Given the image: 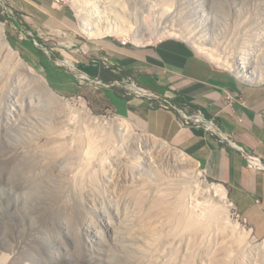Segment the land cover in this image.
Listing matches in <instances>:
<instances>
[{
    "label": "rangeland",
    "instance_id": "374dc122",
    "mask_svg": "<svg viewBox=\"0 0 264 264\" xmlns=\"http://www.w3.org/2000/svg\"><path fill=\"white\" fill-rule=\"evenodd\" d=\"M44 2L50 9L63 8L70 16L63 30H57L53 22L47 21L40 9L27 7L25 0H0V23L5 36L7 39L12 36L19 44L18 49L13 48L72 105L80 106L85 100L93 115L123 119L138 134L156 137L143 128L135 115L98 106L107 93L95 87L99 79L94 77L95 68L112 65L109 58L103 57L102 50L96 49L99 43L114 41L148 47L173 38L191 45L226 70L231 69V60L246 55L251 71L264 77V0ZM77 7L86 12L97 8L101 15L110 14L111 27L120 33L111 31L102 36H89L81 27ZM14 16L23 29L12 21ZM30 25L33 29L28 32ZM165 27L171 32L163 34ZM139 35L143 37L142 43L138 41ZM34 36L48 45L41 44ZM200 45L210 47L213 53L202 51L198 48ZM93 56H98L100 61L85 62ZM0 57V264H264V240L257 236L236 206L225 212L230 223L236 225L231 231L223 223L222 206L190 186L188 207L199 225L185 236L187 249L179 241L175 244L166 236V218L155 220L147 208L154 191H164V182L154 179V175L158 176L156 171L164 174L163 170L153 162L152 166H142L144 169L135 174L137 177L131 175L128 182H123L113 172L117 168L114 158L120 154L133 156L124 146L120 148L123 141H115L120 145L117 150L111 142L109 146L99 139L105 145L97 140L89 150L84 142L85 131L81 126L78 129L74 126L78 121L76 113L66 114L40 83L22 68L13 66L4 57L1 41ZM238 80L242 84L253 83L239 77ZM127 81H120L114 87L125 95L142 98V91L137 89L141 86L132 76ZM144 89L154 95L150 102L159 106L168 104L169 97ZM93 133L98 135L96 131ZM190 159L191 170L199 165L200 179L222 184L227 189L223 183L212 180L198 161ZM134 161L130 157L126 165L132 167ZM172 174L176 192H184L187 183L177 178L180 173ZM74 178L85 179L86 186L80 203L77 202L79 205L71 202L66 205L64 200L71 197L74 201L77 194L71 193L68 187L62 191L59 186ZM140 196L146 199L145 203H139ZM248 231H251L250 238L246 237Z\"/></svg>",
    "mask_w": 264,
    "mask_h": 264
},
{
    "label": "crops",
    "instance_id": "0c3cea01",
    "mask_svg": "<svg viewBox=\"0 0 264 264\" xmlns=\"http://www.w3.org/2000/svg\"><path fill=\"white\" fill-rule=\"evenodd\" d=\"M25 1L59 31L71 19L63 8L50 9L44 0ZM12 21L23 29L16 16ZM96 49L112 63L109 68L95 66V87L107 93L98 106L135 115L147 132L198 161L212 180L227 187L239 214L264 240V170L250 168L247 160L249 152L264 161V82L242 84L231 70L173 38L148 47L104 41ZM97 57L84 61L94 64L100 61ZM131 76L138 84L165 90L162 96L178 99L179 105L161 107L148 97L135 98L114 87ZM185 115L192 117L190 122Z\"/></svg>",
    "mask_w": 264,
    "mask_h": 264
},
{
    "label": "bare ground",
    "instance_id": "6f19581e",
    "mask_svg": "<svg viewBox=\"0 0 264 264\" xmlns=\"http://www.w3.org/2000/svg\"><path fill=\"white\" fill-rule=\"evenodd\" d=\"M87 9H89V8H87ZM77 12L80 16L81 27L84 30V32L89 34V36H98V35L102 36L106 33L111 32V31L112 32H119L118 30L115 29L116 27H114V26L111 27V24H110L109 19H108L110 17L112 18V16L110 14H109V16H107V14L101 15L97 8L96 9H94V8L89 9L86 12L81 7H77ZM103 19H104V21H103ZM116 19H117V17H116ZM113 24H114V22H113ZM169 31L171 32L170 28L165 27V29L162 31V33L166 34ZM138 38H139L138 41L140 43H142L143 42L142 35H139ZM0 41H1V48L3 50L4 57L6 59H8L9 61H11L13 63V66L20 68V69L22 68L28 76H31L32 78H34L37 81L36 83H40V85L42 86L41 88H43V90L47 91L50 96L54 97V99L59 104L60 108H62L66 112V114L67 113H74V114L76 113V115L78 116V121H77V123H74V126L77 129L79 128V126H81L82 129L85 131L86 140L84 142H86V144H87L86 147L89 150L98 141L101 142V144H102V141H100L99 139L106 141L107 144H109V142H111L112 143L111 145L116 146L117 150H119L120 145L118 144L119 142H117V145H116L115 141L117 139H118V141H123V143L121 144L122 147H120V148L123 149V146H124V149L125 150L127 149L133 155V156L124 157L122 154H120L118 157L114 158L113 162L117 166V168L114 166L116 169L113 172H115V174H117L119 177H121V180L123 182H125V183L128 182L129 177L131 175L134 177H137L135 174L137 172L142 173V170L144 169V168H142V166H148V165L152 166L153 162H154V164H156L157 167H159L160 169L163 170L162 172H164V174H160V170L156 171V172H158V174H157L158 176L154 175V179L155 180H162V182H164L163 185H165V186L162 188V189H164V191L160 192L159 190H157V191L155 190L154 192H156V193L154 194V196L152 198L148 199L149 201H148L147 208L152 213L150 215L151 216L153 215L155 220H157L159 217L160 218H163V217L166 218L165 226L168 228L166 231L167 232L166 236L169 237L174 243L179 241L181 243L180 245L184 244V248L187 249V244H186L187 240L185 239L186 238L185 236L188 235V231L191 228L197 227L199 225V222L192 216V213H190V210L188 207V200H189L188 199L189 198L188 188H189V186L195 188L197 191L196 193H202L203 196H207L209 198H212L217 203H219L222 206V210H223L222 211L223 212V216H222L223 223L226 224V226L231 231H234L236 225H232L229 221L228 214L227 213L225 214L226 211L229 212L233 207H235L234 203H232L231 200H229V198H228V190L222 184L210 183L206 179H200V178H202V173L198 168L199 165H197L194 170H191L190 165L193 161L190 159V157L184 151L180 150L179 148L170 146L166 141H163L157 137H153L151 135L138 134L137 132H135V129L132 127V124H130L129 122H127L123 119H120V118L111 119V118L104 117V116L93 115L92 112L90 111V109L87 107L85 100L81 101L80 106L72 105L70 103V101L66 100L65 98H63L59 94L55 93V91L51 90L48 87L47 82H45L46 81L45 78L43 76L37 74V72L34 70V68L31 67L22 58L20 53L17 50H15L9 44V42H7L6 36L4 33V27H3L2 23H0ZM198 48L202 49V51L207 52L209 54L213 53V50L210 47H204V46L200 45V46H198ZM249 64H250V61L248 60V57H246V55H242V57L238 58V60L236 58L231 60V64H230L231 69L230 70L231 71L233 70L237 74V76L239 78H241L242 80H245L248 82H253V83L263 81L264 77L260 76L259 74L255 73L254 71H251ZM23 70H22V72H23ZM93 131L94 132L96 131V133H98V135L93 133ZM93 134H95V135H93ZM49 139H51V138H49ZM125 143H127V144H125ZM102 145H105V144H102ZM109 146H110V144H109ZM79 149H81V148H79ZM96 149H97V147H96ZM96 149H93L92 151H94ZM83 150L84 149H82V151ZM68 152H69V150H68ZM61 153H63V152H61ZM58 154H60V153H58ZM88 154H89V152H88ZM89 156H90V154H89ZM130 157H132L135 160L134 161L135 163L133 164V166L131 165L132 167H130L129 165L128 166L126 165L129 162ZM151 163H152V165H151ZM74 172L75 171H73V174H74ZM83 172H84V170H83ZM172 172L180 173V176L177 175V178L182 180L184 183L185 182L187 183L186 185H184L185 189L183 191L185 193L184 192H181V193L176 192L177 186L173 182ZM81 173H82V171H81ZM71 174H72V171H71ZM80 175L83 176L82 174H80ZM76 176L79 177V175H76ZM76 176H74V177H76ZM91 177L89 176L88 178H91ZM103 177H104V174H103ZM75 179H77V180H75ZM179 179H178V181H179ZM193 179H195V180L193 181ZM82 180H78V178H74V180H72V181L68 180V182H64V184L62 183L63 185L61 184L59 186V188L62 189V191L66 187H68L67 189H70V191H72L71 193L77 194V198H76V196L75 197L73 196L74 198H76V200L73 199L74 201H72L71 197L70 198L68 197L67 199H65L64 201H66V205H69L70 202L76 203V204L80 203V199H81L80 197H82V193H83L85 186H86V184L84 183L86 180L85 179H82ZM139 180H140V178H139ZM139 180H138V182H139ZM62 181H60V182H62ZM87 182H89V181H87ZM117 182H118V180H117ZM91 185H92V183H91ZM129 185H131V184L129 183ZM178 185H180V184H178ZM147 188H148V186H147ZM51 189H52V186H51ZM145 190H147V189H145ZM191 190H193V189H191ZM191 190L189 189V191H191ZM53 192H55V190ZM186 192H187V194H186ZM151 193L153 194V191H151ZM63 194H64V192H63ZM69 195H71L70 192H69ZM65 196H68V195H65ZM139 198H140L139 203H145L144 201L146 199H142L141 196ZM61 199H62V197H61ZM86 199H88V198H86ZM82 200H85V199H82ZM127 210H128V208H127ZM127 212H125V213H127ZM143 213L145 214L147 212H143ZM79 214H80V212L78 213V215ZM147 216L148 215H146V217ZM145 220H147V219H145ZM155 220H154V222H156ZM124 222H126V221H124ZM145 226L148 227L150 225L145 224ZM154 227H155V225H154ZM166 227H165V229H166ZM152 230H154V228H152ZM152 230H150L149 232H151ZM162 233L164 234V232H162ZM250 236H251V231H248L246 237L250 238ZM185 249H184V251H185ZM151 255L154 257V255L152 253H151Z\"/></svg>",
    "mask_w": 264,
    "mask_h": 264
},
{
    "label": "built area",
    "instance_id": "2783aa9c",
    "mask_svg": "<svg viewBox=\"0 0 264 264\" xmlns=\"http://www.w3.org/2000/svg\"><path fill=\"white\" fill-rule=\"evenodd\" d=\"M108 61V59H106ZM139 86H141L139 84ZM143 87V86H141ZM141 87H137L138 90L142 91V96L144 97H148L149 99L152 100V97L154 96L153 93L149 92L148 90L141 88ZM170 102H168V104H162L160 105L161 107H165V108H170L173 106V104H169ZM159 106V105H158ZM176 107V106H175ZM186 116V115H185ZM187 119V122H190V119L192 117H185ZM197 122L202 123V120L200 118L196 119ZM244 152H247L246 150H244V148L240 147ZM247 160H248V165L250 168H255L257 170H264V161L257 155L252 154V153H247Z\"/></svg>",
    "mask_w": 264,
    "mask_h": 264
},
{
    "label": "trees",
    "instance_id": "16d2710c",
    "mask_svg": "<svg viewBox=\"0 0 264 264\" xmlns=\"http://www.w3.org/2000/svg\"><path fill=\"white\" fill-rule=\"evenodd\" d=\"M8 40L10 41V43H11V45L14 47V48H16V49H18V45H17V43L15 42V40L12 38V36H9L8 37ZM36 40L38 41V42H40L41 44H46V45H48L46 42H45V40H43L42 38H40V37H38L37 36V38H36ZM57 57H60V55L59 54H57L56 55ZM25 58V57H24ZM89 59H91V58H87V60H89ZM140 83V85L141 86H143V87H145V88H147V89H150V90H152V91H154V92H156V93H158V94H161V95H164L165 94V90H160L156 85H154V84H148V83H141V82H139ZM169 102L171 103V104H177V105H179V100L178 99H175V98H173L172 100H169ZM169 103V104H170Z\"/></svg>",
    "mask_w": 264,
    "mask_h": 264
},
{
    "label": "water",
    "instance_id": "95a60500",
    "mask_svg": "<svg viewBox=\"0 0 264 264\" xmlns=\"http://www.w3.org/2000/svg\"><path fill=\"white\" fill-rule=\"evenodd\" d=\"M7 39V38H6ZM7 41L9 42V44L11 45V43H10V41L7 39ZM12 46V45H11ZM13 47V46H12ZM23 58V57H22ZM24 59V58H23ZM25 60V59H24ZM27 62V61H26ZM47 85H48V87L51 89V90H53V91H55L48 83H47ZM55 93H57L56 91H55ZM58 94V93H57ZM180 149V148H179ZM181 150V149H180ZM183 151V150H182ZM187 154V153H186Z\"/></svg>",
    "mask_w": 264,
    "mask_h": 264
}]
</instances>
